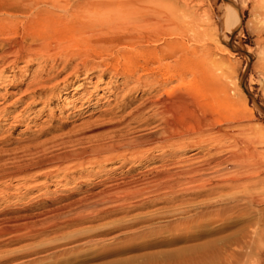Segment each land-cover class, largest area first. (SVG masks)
<instances>
[{
    "label": "rangeland",
    "instance_id": "obj_1",
    "mask_svg": "<svg viewBox=\"0 0 264 264\" xmlns=\"http://www.w3.org/2000/svg\"><path fill=\"white\" fill-rule=\"evenodd\" d=\"M13 1L12 14L0 8L6 28L0 34V264H264V182L255 183L261 178L241 185L210 175L211 185L197 186L182 185L185 176L173 173L198 167L218 134H195L178 150L146 146L136 161L114 153L51 162L115 136L156 132L157 122L146 126L156 110L139 109L155 94H144L152 80L143 76L138 85L129 76L136 68L135 78L142 74L141 61L113 60V52L127 47L113 44L119 32L105 23L159 0ZM197 1L209 25L194 32L211 35L205 45L224 71L235 124L251 129L253 141L264 140V0ZM220 124L226 130L227 121ZM227 146L229 157L234 148ZM226 166L227 179L249 174ZM164 169L171 180L162 181H177L175 187L162 189L156 174ZM124 177L137 181L131 201H105L125 189L97 195L111 184L106 180ZM102 181L92 191L97 204L78 203Z\"/></svg>",
    "mask_w": 264,
    "mask_h": 264
},
{
    "label": "bare ground",
    "instance_id": "obj_2",
    "mask_svg": "<svg viewBox=\"0 0 264 264\" xmlns=\"http://www.w3.org/2000/svg\"><path fill=\"white\" fill-rule=\"evenodd\" d=\"M16 2L18 3V1ZM15 7L13 0H5L0 3V8L9 15L13 13ZM73 8L76 9L75 6ZM203 13L201 4L197 0H159V2L153 3L151 6H144L136 14L119 19V21L117 19L115 24L110 25V23L106 22L105 27L108 26L109 29L119 32L118 36L113 38V44L118 46L123 44L127 47L123 51L117 50L113 52V60L115 59L116 61L122 57L124 63L126 61L128 64L135 63V65L141 61L142 74L140 76L135 78L138 68L133 69L132 72L126 71L131 72L129 76L134 78L138 85H141L139 83L143 76H147L152 80L150 83L144 84V88H148V91H144V94H155L143 101L139 109L141 111L147 108L156 110L153 118L146 121V126L157 122V130L151 135L133 137L122 141L113 140L116 138L115 136L106 143L94 144V146L85 148L75 154L55 157L51 162L57 164L72 157L74 160L87 159V161H90L89 159L91 158L96 160L109 159L113 157L114 153H121L120 157L125 161L127 154H130L136 161L142 155L143 147L154 145V150H150L153 152L165 149L178 150V148L182 149L186 145L191 144L195 134L214 133L218 134L217 144L209 149L206 148L207 155H210L201 161L198 167L181 166L174 170L175 176H185L186 181L180 180L178 181L179 183L182 185L195 184L197 186L200 183L211 185L210 175H214L216 181L219 182L230 181L241 185L247 183L248 179L250 181L261 178L255 183L264 182V152L260 151H264V140L253 141L250 135L247 134L251 129L246 131L247 126H236L235 121L238 118V114L229 98V85L222 80L224 71L221 69L220 64L213 59V52L205 45V37L210 38L211 35L208 36L209 34L202 33V31L200 34L194 32V29L199 31L200 28L203 29L209 25V19ZM47 14L53 15L49 11ZM5 31L6 28L1 30L0 24V34H4ZM209 40L207 39V41ZM121 73L123 74L122 71ZM127 74L129 73L127 72ZM134 91L132 90L131 92ZM206 95L209 98L207 99L208 101H201ZM227 111H229V114H225ZM222 120L227 121L228 128L226 127V130H222L219 127ZM232 129L237 130L234 131ZM228 143L235 150L233 149V152L229 151L231 155L226 157L224 152L230 150V147L228 149L227 146ZM184 151L182 153H185ZM212 151L216 152L214 156H211ZM226 165H231V169L235 173L243 174L249 172V174L248 176L244 174L241 176L243 181H239V178H236V180L235 178L229 179L230 176L227 179L225 174L230 169ZM167 169H164V171L158 170L159 172L156 174L157 177H162L161 180L159 178L162 183L164 182L162 181L163 179L171 180L169 179L171 172ZM210 170H212L211 173H209ZM126 177L106 180V182L111 184L103 187L99 192L96 189L99 186H103L105 184L103 183L104 181L100 182L98 186L94 185L91 191H88L90 195L88 194L87 196L89 197L85 196L86 198L79 200L80 202L78 201V203L87 205L98 194H108L120 189H125L127 192L124 195L121 193L122 197L117 196L115 197L116 199H106L105 201L120 202V204L121 202L131 201L136 195L129 191L134 189L133 185L137 181ZM175 183L169 184L167 181L161 187L162 189H169ZM229 185L231 186V184ZM93 190L97 191V195L92 192ZM67 203L68 207L73 204L77 206V203ZM91 203L97 204L98 202L91 201Z\"/></svg>",
    "mask_w": 264,
    "mask_h": 264
}]
</instances>
